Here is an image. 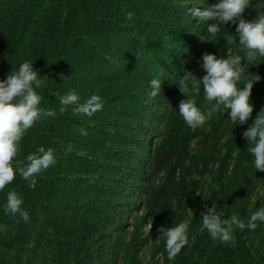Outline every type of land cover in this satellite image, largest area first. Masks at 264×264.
Segmentation results:
<instances>
[{
  "label": "trees",
  "instance_id": "16d2710c",
  "mask_svg": "<svg viewBox=\"0 0 264 264\" xmlns=\"http://www.w3.org/2000/svg\"><path fill=\"white\" fill-rule=\"evenodd\" d=\"M218 2L0 0V79H6L22 62L31 60L40 69L41 79L46 81L38 90L43 96L41 107L57 113L55 117L36 122L28 130L18 156L26 163L29 154L44 146L55 151L56 164L36 176L35 188L17 176L0 191V206L6 202L8 191H16L23 196L22 206L30 216L25 222L18 216L5 215L0 207V225L6 229L0 232V264H36L43 256L44 240L54 251L61 252L70 250L73 242L74 253L81 256L76 261L79 264L91 253L94 240L98 243L109 237L116 241L117 233L128 224L123 213L131 211L138 181L149 179L140 164L135 168L134 159L142 161L148 153L152 163L162 165L175 157L176 161L168 168L169 183L176 182L178 174L188 172L198 159L191 145L195 134L185 128L182 120L175 123L172 115L167 117L171 102L188 98L178 83L188 71L189 62L185 63L184 59L190 51V72L202 78L206 74L201 67L203 54L227 57L229 54L243 56L245 52L238 40L229 42L236 35V24L229 22L212 36L207 33L209 22L194 20L188 11L196 7L203 10ZM128 12L136 17L130 20V25L135 26L132 32L124 22ZM259 14H264V0H252L242 17L252 21ZM126 29L128 33L134 32L131 46L124 43ZM114 43L118 51L113 53ZM134 47L140 48L139 58L134 55L122 65L118 56L125 52L134 54ZM251 73L262 77L252 89L254 111L244 125L231 126L224 142L222 165L233 162L235 180L229 186L224 172L217 174L220 187L214 200L209 196L198 198L189 231L200 225L202 214L212 203L222 218L234 214L238 210L234 193L237 189L246 191L243 188L256 177L243 132L264 108V57L247 75L243 72L241 85ZM156 77L165 80L160 94L149 98L150 82ZM73 89L81 96V102L93 94L100 95L103 108L91 117L75 113L73 106L61 113L59 96ZM152 99L157 109L150 119L159 124L164 118L166 127L169 126L163 135H150L153 127L146 125V116L154 104ZM195 99L204 111L212 107L204 99L203 90ZM161 104L165 106L163 113L158 112ZM228 116L224 110L214 112L205 124L202 146L211 133L224 127ZM167 191V187H161L150 196L152 210L147 214H155L161 225L172 227L173 218H168L162 203ZM195 198V191L185 192L183 203L174 215L175 224L183 220L187 206ZM144 218L133 223L130 236L122 240L117 237L128 247L130 264H144L141 260L146 239ZM256 231L264 237V225ZM160 235L164 238L162 232ZM261 241L254 237V231L245 228L234 234V243L223 244L213 241L203 229L196 234L194 246L212 248L215 264H264V238ZM35 244L39 247L35 248ZM154 244L157 245L156 240Z\"/></svg>",
  "mask_w": 264,
  "mask_h": 264
},
{
  "label": "clouds",
  "instance_id": "9594fccd",
  "mask_svg": "<svg viewBox=\"0 0 264 264\" xmlns=\"http://www.w3.org/2000/svg\"><path fill=\"white\" fill-rule=\"evenodd\" d=\"M251 3L252 0H219L215 5L203 10L200 7L188 9L193 19L209 22L207 33L212 36L221 31V26L229 22L236 24V35L230 37L229 42L238 40L239 45L246 50L243 57L238 54L217 57L215 54L205 53L201 58V67L206 74L202 78H198L190 71L181 76L178 83L188 99L181 101L179 115L192 129L203 127L214 112L220 110L229 113L228 120L235 127L244 125L252 116L254 111L251 101L252 89L262 77L251 73L241 85L244 72L242 60L246 59L247 63H251L259 57H264V14H259L252 21L244 19L242 14ZM133 15L132 12H128L127 19L131 20ZM41 77L40 69L35 68L31 60H25L18 70L12 71L6 79H0V191L11 184L17 176L35 188L36 176L57 162L55 151L44 146L29 154L26 163L18 159L21 141L28 130L43 118L55 117L57 114L53 109L41 107L43 96L38 90L46 84ZM164 80L159 77L151 80L149 98H155L160 94ZM201 90L204 99L212 103V107L207 111L202 110L195 99L201 94ZM59 104L61 113L65 112L68 106H73L75 113L91 117L103 108L104 101L100 95L93 94L81 102V96L73 89L59 96ZM243 137L248 142L247 151L253 159L254 168L256 171H264V108L257 113L254 120H251L250 126L243 132ZM23 204V196L16 191H8L6 202L0 207L5 215L18 216L28 222L29 212L25 210ZM261 224H264V206L253 212L246 222L237 214L222 218L214 205L202 214L203 229L207 230L213 241L223 244L234 243L235 229L247 228L254 231ZM188 229L189 225L185 222L174 224L172 227L161 225L159 231L166 238L168 260H174L181 249L189 243ZM5 230V226L0 225V232Z\"/></svg>",
  "mask_w": 264,
  "mask_h": 264
},
{
  "label": "rangeland",
  "instance_id": "374dc122",
  "mask_svg": "<svg viewBox=\"0 0 264 264\" xmlns=\"http://www.w3.org/2000/svg\"><path fill=\"white\" fill-rule=\"evenodd\" d=\"M205 8L203 7V9ZM133 18L136 17L133 16ZM194 20L199 19L195 18ZM124 22L129 25L130 32L134 31L135 26L130 25V20L127 19V16ZM125 33H128V29L125 30ZM122 35L123 34L120 33V36ZM133 36L134 32L128 33L124 37V43L127 46H131ZM201 37L199 39H201ZM190 42H192V40ZM117 46L118 45H115L114 43V49H112L113 53L116 52ZM133 53L134 54H129V52L121 53L118 56L119 60L121 61L120 63L122 65L127 64V59L132 60V56L134 55L139 58L138 54L140 53V48L134 47ZM245 53L246 50L244 52V55ZM191 58L192 53L189 51V53L186 55V59H184L185 63L189 62V66L187 68L188 71L191 70L190 64H192V61H189ZM260 58L261 57H259L255 62L251 63H247L246 59L242 60V64H244L243 69L245 75L248 74V71L254 69ZM186 99L188 98H185L184 100ZM181 101L183 100H175L170 103L167 117L172 115L173 121L175 123H178L182 120L185 128H189L191 132L195 134L191 145L192 153H196L198 155V159H196V161L191 165L187 173H185L184 175L178 174V179L173 183L168 182V168L172 166L176 161L175 157L171 161H168L162 165L158 163H152V160L149 157L148 153L144 156L143 154L139 156L140 158L142 156L144 157L142 161H135L134 159L133 163L135 164V168L138 166V164H140L142 167L141 170L149 179L138 181L139 188L134 192L135 201L133 205L130 206L131 211L126 212V214L123 213L124 216L127 215L125 218L128 219V224L123 231L117 233L115 238L116 241H111L109 237H106V239L104 240L101 239L98 243L97 240H94L95 243H91L90 245L91 253L85 257L84 261L80 260L79 264H130L128 247H126V245L123 246L119 240L125 239L126 237L130 236L133 223L137 222L138 218L144 217L143 233L146 239L141 253V260L144 264H215L214 258L216 256L212 248L205 249L201 246H194L196 234L203 230L202 222L200 223V225L198 224L196 228L190 231L188 229V236L190 240L189 243L181 249V252L175 257L174 260L170 261L168 260V254L165 249L166 238H161V232L159 231L161 227L160 219L156 218V215L153 213L147 214L149 210H152L150 196L154 194V192L159 188L167 187L168 191L165 198L162 200V203L166 206L165 213L168 218H173L171 219L173 222V226L176 223L174 215L179 211V206L183 203V195L185 194V192L187 194L188 190L191 189L196 192V198L187 206L184 213V218L181 221L187 223L190 228L191 223L196 215L198 198L203 199L206 196H209L210 198H213L211 200H214V195L220 187L217 174H222L224 172L225 181L227 179L229 186L232 185L233 181L235 180V176H233V171L235 170L233 162L227 163L224 167L222 165L223 154L225 153L224 142L226 140L227 132L232 126L231 121L228 120L230 117L228 116L224 127L211 133L208 142L205 143L204 146H202V140L204 137L203 130L205 129V125L197 129L188 127L183 118L179 115V105ZM164 108L165 106L161 104L158 112L163 113ZM156 109L157 108L154 102L152 110L148 112L146 116V125L153 127V129L150 131V135H157V133L163 135V133L167 131L169 127H166L164 118L161 119V122H159V124L157 123V121L154 122L150 119L152 113H154ZM145 135L146 132L144 131L143 138L145 137ZM118 157L119 155L116 156L115 160L118 159ZM187 164L189 165V161ZM252 167L254 168V166ZM254 172H256V177H253L254 182L243 188L246 191L237 189L238 194L234 193V195H236L238 198V210L234 214H237L245 222L253 212L259 210L260 207L264 206V171ZM212 206L213 203L211 205H207V209ZM214 206L216 207V204ZM120 207L123 209L122 204H120ZM151 224L152 227H150ZM237 230L238 228L235 229L234 234L237 232ZM117 237H119V240L117 239ZM254 237L259 243L262 242L261 238H264L260 236L256 230H254ZM154 240L157 241V245L154 244ZM71 245L74 246L73 242L71 243ZM42 246L43 247H41V249L43 251V256L36 262V264H78L76 261L80 259V255L74 253V247L70 246V250H64L62 252L60 250L54 251L48 244L47 240L43 241ZM38 247L39 244H35V248Z\"/></svg>",
  "mask_w": 264,
  "mask_h": 264
}]
</instances>
